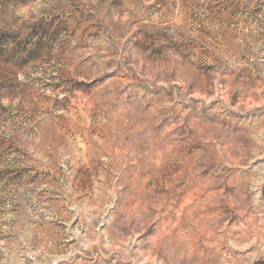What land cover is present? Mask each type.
<instances>
[{
    "label": "rangeland",
    "instance_id": "obj_1",
    "mask_svg": "<svg viewBox=\"0 0 264 264\" xmlns=\"http://www.w3.org/2000/svg\"><path fill=\"white\" fill-rule=\"evenodd\" d=\"M0 264H264V0H0Z\"/></svg>",
    "mask_w": 264,
    "mask_h": 264
}]
</instances>
